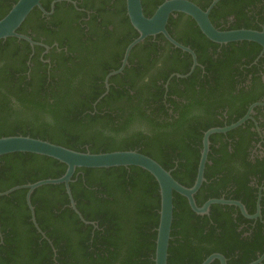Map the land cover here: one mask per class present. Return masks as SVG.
Listing matches in <instances>:
<instances>
[{
  "label": "trees",
  "instance_id": "16d2710c",
  "mask_svg": "<svg viewBox=\"0 0 264 264\" xmlns=\"http://www.w3.org/2000/svg\"><path fill=\"white\" fill-rule=\"evenodd\" d=\"M17 1L0 0V19ZM113 2L119 8L121 23L128 27V17L124 15L125 0ZM155 3L154 9L162 2L141 0L145 16L152 14L150 5ZM61 5L66 3H56L55 10ZM79 6L94 12L90 24L101 16V10L86 4ZM35 12L37 9L28 15L17 33L24 30ZM102 36L101 48L108 50V43L113 44L109 41L113 35L107 31ZM159 38L164 40L161 35ZM133 39H128L127 43ZM146 40L144 49L155 46L151 42L152 37ZM14 42L17 39L0 40L1 57L9 54L14 58ZM177 42L182 44L180 40ZM65 44L72 51L69 42ZM174 50L188 60L185 65L180 61L175 63V67L162 77V84L167 82L170 74L185 76L190 71L191 57ZM191 50L198 55L199 63H203L197 50L194 47ZM153 52H145L149 61L155 55ZM75 59L78 60L77 67L86 61L82 55ZM32 62L36 63V60ZM129 65L110 79L107 92L104 86L98 90L99 85L96 86L97 83L87 75L88 69H82L84 78L75 82L72 73L47 77L39 74L35 65L26 78L15 66H4L0 70V138L28 136L91 154L136 151L156 161L180 185L189 187V180L195 179L197 173L195 154H188L198 144L197 131L184 114L177 111L176 106L179 105L172 99V91L166 95L165 101L174 107L173 114L181 116L172 118L177 123L170 125L168 109L162 103L166 94L163 86H149L144 95L134 82L142 75L141 71L131 60ZM119 66H114L113 71ZM199 72L200 67L186 78L174 76L169 81H179L185 90H191ZM143 105L148 106L149 115L142 111ZM29 106L47 107L48 119L41 120L37 110ZM158 114L161 116L155 118ZM135 122H146L149 131H136L132 127ZM173 161L177 162L176 170H172ZM65 171L64 164L47 157L29 153L2 156L0 193L16 186L58 179ZM69 188L76 210L87 223L70 208L63 184L39 187L30 196L36 223L45 239L31 221L26 204L27 190H17L0 198V264H154L150 258L155 256L160 196L158 184L148 172L137 167L76 169ZM173 197L170 237L175 239L189 232V237L194 234L195 240L203 237L201 224L189 209L186 199L176 193ZM184 242L178 247L173 246V241L169 242L168 264H181L189 248L192 249L187 240Z\"/></svg>",
  "mask_w": 264,
  "mask_h": 264
},
{
  "label": "flooded vegetation",
  "instance_id": "af4514ba",
  "mask_svg": "<svg viewBox=\"0 0 264 264\" xmlns=\"http://www.w3.org/2000/svg\"><path fill=\"white\" fill-rule=\"evenodd\" d=\"M160 1L163 3L166 0ZM189 1L204 12L209 11L208 19L218 31L264 32V0ZM62 2L66 5L55 10L56 3ZM157 3L150 5L152 14L157 9H154ZM78 4L101 10V16L90 24L94 12ZM41 7L42 10L37 8L24 30L18 33L27 37L32 44L17 39L14 42V58L9 54L1 57L0 54V70L6 65L15 66L27 78L31 67L36 65L39 74L48 77L52 74L72 73L75 75L74 81L78 82L84 78L82 69H88L87 75L97 83L96 86L99 85L98 90L104 86L107 92L109 81L115 76L109 74L114 72V66L120 65L118 69L121 67L126 48L138 37L129 19L128 28L121 23L119 8L114 6L113 0H47L41 1ZM124 15L127 17L126 9ZM107 31L113 35L109 40L113 44L108 43V50H103L102 34ZM166 31L173 40H180L184 47L190 50L194 47L203 60V63H199L198 55L191 50L197 62L192 72L200 67V72L195 77L197 81L192 83L193 89L185 90L179 81H169L174 76L182 78L178 74H170L167 82L162 84V77L175 67V63L180 61L185 65L188 58L178 55L175 47L161 34L164 40L159 35L151 36V42L155 45H151V49L143 47L148 37L136 45V48L133 47L123 71L130 67V60L138 65L142 75L134 82L144 95L149 86H163L166 94L162 103L168 109L167 120L172 126L177 123L172 118L178 119L181 115L172 113L174 107L166 103L165 97L170 91L174 92L172 99L179 105L176 106L177 111H181L185 119L194 125L197 131L195 137L199 138L198 144L188 153L195 154L196 170L205 133L211 129L227 128L247 118L234 129L209 136L204 181L193 196L199 208L211 200L234 201L241 204L246 215L239 207L225 204H211L206 214H197L191 210L186 200L189 209L201 224L203 237L195 240L194 234L189 237V232L182 237L176 236L175 239L170 237L169 242L173 241V246L178 247L187 240L192 246L181 259V264H196L199 261L197 264H202L213 256L215 258L210 264H223L221 259L224 264H264V49L259 44L248 41L213 43L200 32L189 16L181 13L169 17ZM128 39L133 40L127 43ZM66 41L72 51L67 48ZM152 50L155 55L149 61L145 52ZM81 55L86 61L77 67L78 60L75 58ZM172 56L176 58L171 59ZM33 59L36 63L32 62ZM29 108L36 109L41 120L48 119L47 107ZM142 111L146 115L150 114L148 106L143 105ZM160 116L158 114L155 118ZM136 121L139 122L138 118ZM142 124L135 122L132 127L136 131L148 132L149 125L146 122ZM172 163V170H176L177 162ZM196 178L197 173L195 179L189 180V187L186 188H191ZM223 179L226 182L223 183ZM195 223L196 220L193 224ZM178 239L179 242H175ZM168 258L169 256L167 264ZM150 259L154 262V257Z\"/></svg>",
  "mask_w": 264,
  "mask_h": 264
},
{
  "label": "water",
  "instance_id": "95a60500",
  "mask_svg": "<svg viewBox=\"0 0 264 264\" xmlns=\"http://www.w3.org/2000/svg\"><path fill=\"white\" fill-rule=\"evenodd\" d=\"M41 1L42 0H18L11 7L8 13L0 19V40L16 38L32 44L27 37L19 35L17 30L34 9L38 8L42 10ZM125 6L129 22L137 31L138 37L126 48L121 67L110 73L109 76L120 74L123 71L127 65V58L133 47L142 43L147 37H153L160 34L172 46L188 53L192 57L193 66L190 71L192 72L197 65L194 53L189 48H186L173 40L166 31L167 21L169 17L175 13H181L189 16L196 23L200 32L213 43L226 44L229 42L248 41L259 44L264 49V32L248 30L229 32L218 31L211 25L208 19L209 11L204 12L189 0H166L157 7L150 17H145L141 6V0H125ZM190 72L186 76H188ZM186 76L179 77L184 78ZM246 119L247 118H244L227 128L211 129L205 133L203 139V150L197 170V178L195 184L191 188H186L180 185L172 178L170 172L164 170L156 161L136 151H116L111 153L91 154L89 152H76L28 136L2 137L0 138V157L15 153L34 154L51 158L64 164L66 166V171L64 175L58 179L42 180L34 184L13 187L3 193H0V198L8 196L17 190H27L26 204L31 213V221L38 233L45 238L36 223L34 209L30 203V196L34 190L45 185L63 184L69 199L70 208L75 212L81 221L85 222L80 213L76 210L69 188V183L71 182V178L76 169H110L119 167L140 168L148 172L155 179L159 187L160 208L158 212L159 222L157 227L154 264H167L168 246L173 219V193L183 196L187 200L191 210L197 214H206L211 204H225L239 207L241 212L246 215L241 204L234 201L211 200L207 202L204 207L199 208L196 206L193 199L194 194L204 181L203 171L207 159L209 136L213 133H223L234 129L242 124ZM214 258V256L210 257L202 264H210ZM221 262L224 264L222 259Z\"/></svg>",
  "mask_w": 264,
  "mask_h": 264
}]
</instances>
